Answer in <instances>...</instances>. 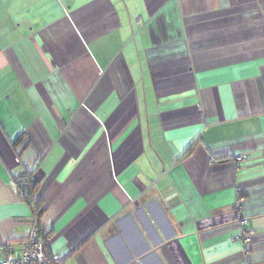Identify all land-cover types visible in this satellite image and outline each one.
<instances>
[{
	"label": "crops",
	"instance_id": "crops-1",
	"mask_svg": "<svg viewBox=\"0 0 264 264\" xmlns=\"http://www.w3.org/2000/svg\"><path fill=\"white\" fill-rule=\"evenodd\" d=\"M35 222L69 264H264V0H0V260Z\"/></svg>",
	"mask_w": 264,
	"mask_h": 264
},
{
	"label": "built area",
	"instance_id": "built-area-1",
	"mask_svg": "<svg viewBox=\"0 0 264 264\" xmlns=\"http://www.w3.org/2000/svg\"><path fill=\"white\" fill-rule=\"evenodd\" d=\"M12 185L17 188L14 181ZM241 225L243 227L242 238L249 242L252 234V230L249 229L250 220L243 218ZM49 238L50 230L35 222L28 237L21 243V249H17L14 242H6L1 246L0 264H69L63 254L50 252Z\"/></svg>",
	"mask_w": 264,
	"mask_h": 264
},
{
	"label": "trees",
	"instance_id": "trees-1",
	"mask_svg": "<svg viewBox=\"0 0 264 264\" xmlns=\"http://www.w3.org/2000/svg\"><path fill=\"white\" fill-rule=\"evenodd\" d=\"M17 182V188L32 206L33 212L38 220L46 212V207L41 200H36L35 195L37 193L39 182L33 178L32 173L26 172L21 176L15 177Z\"/></svg>",
	"mask_w": 264,
	"mask_h": 264
}]
</instances>
